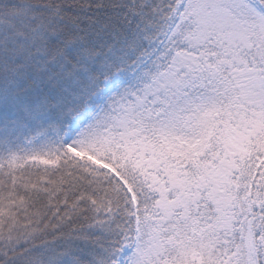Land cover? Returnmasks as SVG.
I'll use <instances>...</instances> for the list:
<instances>
[{"label": "snow or ice", "instance_id": "obj_1", "mask_svg": "<svg viewBox=\"0 0 264 264\" xmlns=\"http://www.w3.org/2000/svg\"><path fill=\"white\" fill-rule=\"evenodd\" d=\"M0 264H264V0H0Z\"/></svg>", "mask_w": 264, "mask_h": 264}]
</instances>
